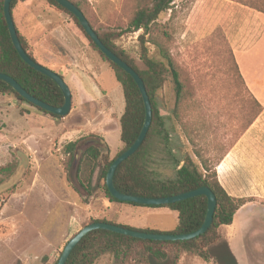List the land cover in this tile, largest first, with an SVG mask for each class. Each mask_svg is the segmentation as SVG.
Listing matches in <instances>:
<instances>
[{
    "label": "rangeland",
    "instance_id": "1",
    "mask_svg": "<svg viewBox=\"0 0 264 264\" xmlns=\"http://www.w3.org/2000/svg\"><path fill=\"white\" fill-rule=\"evenodd\" d=\"M70 1L81 6L101 34H120L125 30L138 4V0ZM230 2L264 10V0H176L153 27V38L168 33L170 40L166 46L185 86L179 120L173 114L175 90L170 78L159 92V108L166 117L170 144L167 147L157 135L151 140L149 168L156 177L175 178L176 163L170 150L181 159L183 154L193 153L195 146L212 161L222 155L225 159L252 126L248 127V123L254 118L256 121L264 110L238 72L226 29L230 25L225 16L226 5ZM12 14L17 30L37 61L53 72L60 71L71 89L73 103L70 114L63 119L31 122L33 127L48 128L47 136L33 142L30 148L26 145L19 148L13 147L17 141L14 137L9 135L13 141L6 137L10 131L19 129L18 121H22L19 104L13 97H0V128L4 126L0 168L18 163L14 176L0 186V264H55L66 244L92 219L146 225L165 233L174 231L178 216L168 208L164 209L165 214L157 215H145L142 212L145 207L135 209L124 204L110 209L103 201L100 167L92 178V196L84 193L76 175L80 154L90 145L103 147L98 138L110 147L111 158L123 148L122 88L110 65L90 47L69 14L44 0L18 3ZM141 34L142 31L121 34L115 44L138 69L145 70ZM147 47L151 57L160 59L151 41ZM76 65L87 73L83 75ZM87 85L95 101L85 93ZM32 112L37 111L31 109ZM7 113L10 116L6 128L2 119ZM262 122L264 125L263 118ZM70 128L80 130L81 134L70 132L64 136ZM82 138L87 139L79 145V155L73 161L65 153V147ZM229 162L228 177L222 179L228 188L226 192L251 202L238 211L233 224L223 227L221 233L239 264H264V131L250 136ZM94 264L137 263L118 261L108 255ZM179 264L214 263L182 258Z\"/></svg>",
    "mask_w": 264,
    "mask_h": 264
},
{
    "label": "trees",
    "instance_id": "2",
    "mask_svg": "<svg viewBox=\"0 0 264 264\" xmlns=\"http://www.w3.org/2000/svg\"><path fill=\"white\" fill-rule=\"evenodd\" d=\"M28 1L33 0H13L11 3V13L18 3ZM44 1L71 16L88 40L90 47L110 65L114 78L122 88L124 95L125 107L120 118V140L123 148L114 158H111L110 147L102 138L97 137L98 140L100 139L102 142L101 144L103 147L90 145L80 154L76 170L80 187L87 196H92V178L95 171L100 167L99 181L102 182L101 188L104 199L111 203L130 205L133 207L168 208L176 212L178 216L177 227L174 231L168 233L155 230H136L127 226L116 225L106 218L92 219L88 225L100 222L140 232L175 235L190 234L197 231L202 226L206 217L207 199L205 196L195 197L172 205L156 207L123 203L113 198L109 193L106 186V175L110 166L118 156L135 143L142 130L145 120V108L142 96L132 77L100 52L97 46L84 32L78 19L74 15L61 7L55 0ZM175 1L176 0H138L134 15L127 24L126 29L120 34H101L88 20L103 44L131 66L143 79L153 110L152 125L146 140L132 157L118 167L114 177V184L116 189L123 194L144 198L171 197L202 187H208L215 194L217 199V207L212 226L199 238L189 241L174 242L134 239L105 230L92 231L76 246L66 264H94L101 257L108 255L114 257V259L118 261L133 260L136 261L137 264H179L182 258H197L203 262H213L214 264H239L229 247L225 235L221 233V229L231 226L238 211L251 202V200L232 197L220 184L216 168L224 159V155L212 161L202 153L201 149L195 148L194 146L193 153L183 154L182 158L178 159L170 150L169 154L174 158V162L176 163V175L174 179H161L156 177L149 168V148L153 136L157 135L161 138L167 147L170 144V133L166 126V117L161 115L158 102L159 92L165 87L168 78L171 79L175 90L173 114L176 120H179L178 112L182 102L185 100V86L181 80L180 71L166 46L170 37L167 32H163L161 38H153L152 34L153 27H155L157 21L160 20L162 15L172 9ZM3 3L4 0H1L0 73L12 77L30 95L44 103L54 107L63 106L64 96L57 84L47 76L29 67L22 61L16 52L3 15ZM73 4L82 11L79 4ZM139 31L143 32V34L139 36V40L141 43V60L146 67L145 70L138 69L126 52L118 48L115 44V41L121 34L137 33ZM17 33L27 55L36 63L41 64L33 55L25 38L18 30ZM150 41L157 49L160 59L153 58L149 55L147 43ZM238 72L243 80L239 68ZM60 76L63 78L62 75ZM0 97H13L19 104L21 115L30 114L31 109H33L38 113L50 116L54 119H63L62 117L52 115L33 106L17 94L8 83L2 80H0ZM254 121L255 118L248 123V127L252 125ZM3 127L0 128V142L4 141ZM92 137L95 136L92 135ZM86 139L87 138H82L66 145L65 153L70 156L71 160L74 161L75 158L77 159L79 155L78 147ZM17 169L18 163L1 167L0 176L3 177V179L0 180V186L3 184L4 180L14 176ZM58 260L55 264H57Z\"/></svg>",
    "mask_w": 264,
    "mask_h": 264
},
{
    "label": "water",
    "instance_id": "3",
    "mask_svg": "<svg viewBox=\"0 0 264 264\" xmlns=\"http://www.w3.org/2000/svg\"><path fill=\"white\" fill-rule=\"evenodd\" d=\"M12 1L13 0H4L3 15H4V18H5L7 27H8L9 35H10V38H11V41H12V44L15 50L24 63H26L29 67H31L35 71L47 76L48 78H50L52 81H54L57 84V86L59 87V89L61 90L64 96V105L61 107H54V106L44 103L43 101L30 95L25 89H23L20 86V84H18L16 80H14L12 77L6 74L0 73V80L8 83L17 94H19L23 99L28 101L33 106L39 109H42L52 115L64 118L68 116L72 110L73 96H72L71 89L68 86V84L65 82V80L59 74L42 66L41 64L36 63L27 55L26 51L24 50L20 42L17 29H16V26H15V23L12 17V13H11ZM55 1L61 7L66 9L69 13H71L78 19L79 24L83 28L84 32L89 36L91 41L97 46L100 52L106 56V58H108L112 63L117 65L119 68L124 70L128 75L132 77V79L137 85L139 92L142 96V100H143L144 108H145V120H144L142 130L137 140L135 141V143L128 150H126L124 153H122L120 156H118L113 161L106 175V186L111 196L123 203H133V204H137L141 206H156V207L176 204V203L189 200L195 197H199V196H205L207 199V212H206L205 220L202 226L193 233L177 234V235L146 233V232L131 230L128 228H123V227L108 224V223H100V222L92 223V224L85 226L83 229H81L66 244L57 264H66L71 253L76 248V246L82 241V239L85 236H87L90 232L96 231V230H105V231H109V232L119 234L122 236L131 237L134 239L161 241V242L189 241V240H193V239L199 238L200 236L204 235L212 226V223L214 220V214H215L216 207H217L216 196L208 187H202L194 191L186 192V193L176 195V196L165 197V198L137 197V196L123 194L116 189L115 184H114V177H115L118 167L123 162H125L130 157H132L140 149V147L146 140L148 132L151 128L152 120H153V110H152L151 101L148 96L144 81L140 77V75L131 66H129L125 61L119 58L115 53H113L109 48H107L103 44L98 34L95 32V30L90 25L84 13L70 0H55Z\"/></svg>",
    "mask_w": 264,
    "mask_h": 264
},
{
    "label": "crops",
    "instance_id": "4",
    "mask_svg": "<svg viewBox=\"0 0 264 264\" xmlns=\"http://www.w3.org/2000/svg\"><path fill=\"white\" fill-rule=\"evenodd\" d=\"M232 4H227V15L226 19L230 23L228 27H226L229 39L232 42V48L234 52V56L240 71V74L248 87V90L251 96L261 105L264 109V10H259L254 7H248L246 5L236 4L230 2ZM233 23V24H232ZM79 65H76L78 67ZM81 69V73L84 75L87 73L85 68H76ZM60 74V71H54ZM97 78V76H96ZM98 80V78H97ZM92 84L97 87L100 91V87L97 82L93 81ZM87 85L84 87L85 93L92 98V101H95V98L89 93ZM22 121L19 122V129H15L14 131H10L6 137L9 139V135L14 137L16 142L14 141L13 147L27 146L30 148L31 144L39 142L41 139L46 138V132L48 128L44 127H33L31 126V122L37 121H55L54 118H49L50 116L32 112L31 114L21 115L18 112ZM9 113H7L6 118L2 119L6 128L8 127L7 119H9ZM264 119V110L262 111L261 116L252 124V126L248 129L246 134L240 139L238 144L234 147V149L229 153V155L218 165L217 174L218 179L225 190H228L227 187L224 186L222 179H226L228 177L230 162L229 158L235 155L241 146H244L245 141L249 139L250 136L254 135L259 131H264L263 122ZM50 125V124H49ZM31 126V127H30ZM50 129H52L50 127ZM80 133L81 131L78 129H66L64 136L66 134ZM78 134V135H80ZM77 135V134H75ZM13 141V140H12ZM106 205L110 206V209H113V205H123L117 203H111L108 200H103ZM133 207V206H132ZM138 209V207H133ZM167 208H147L143 209V214L145 215H157V214H165L164 210ZM112 223L121 226H127L136 230H151L148 226L143 225L139 226V224L133 225H123L117 222ZM175 230V229H174ZM159 231V230H155ZM163 232V231H159ZM171 232V231H170ZM165 233V232H164Z\"/></svg>",
    "mask_w": 264,
    "mask_h": 264
}]
</instances>
